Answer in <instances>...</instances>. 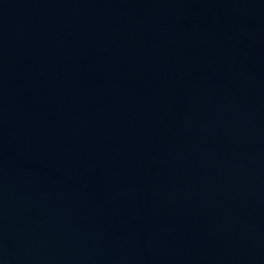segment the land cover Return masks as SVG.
<instances>
[{
	"label": "water",
	"instance_id": "obj_1",
	"mask_svg": "<svg viewBox=\"0 0 264 264\" xmlns=\"http://www.w3.org/2000/svg\"><path fill=\"white\" fill-rule=\"evenodd\" d=\"M0 264H264V0H0Z\"/></svg>",
	"mask_w": 264,
	"mask_h": 264
}]
</instances>
